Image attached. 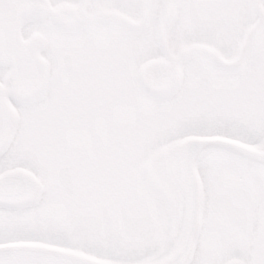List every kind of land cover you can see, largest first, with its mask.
I'll return each instance as SVG.
<instances>
[{
  "label": "snow or ice",
  "instance_id": "obj_1",
  "mask_svg": "<svg viewBox=\"0 0 264 264\" xmlns=\"http://www.w3.org/2000/svg\"><path fill=\"white\" fill-rule=\"evenodd\" d=\"M0 264H264V0H0Z\"/></svg>",
  "mask_w": 264,
  "mask_h": 264
}]
</instances>
